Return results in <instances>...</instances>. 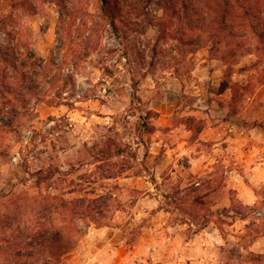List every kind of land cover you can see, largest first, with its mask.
Returning a JSON list of instances; mask_svg holds the SVG:
<instances>
[{
  "label": "clouds",
  "instance_id": "clouds-1",
  "mask_svg": "<svg viewBox=\"0 0 264 264\" xmlns=\"http://www.w3.org/2000/svg\"><path fill=\"white\" fill-rule=\"evenodd\" d=\"M0 264H264V0H0Z\"/></svg>",
  "mask_w": 264,
  "mask_h": 264
}]
</instances>
